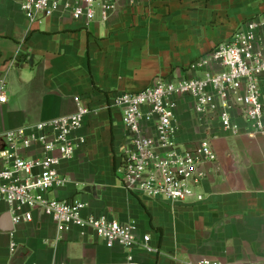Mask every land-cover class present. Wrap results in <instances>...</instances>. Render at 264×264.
<instances>
[{
    "label": "crops",
    "instance_id": "1",
    "mask_svg": "<svg viewBox=\"0 0 264 264\" xmlns=\"http://www.w3.org/2000/svg\"><path fill=\"white\" fill-rule=\"evenodd\" d=\"M23 0H0V133L75 111V97L90 109L76 136L85 143L58 166L67 182L49 198L84 204L83 215L105 214L133 224L156 249L108 248L90 228L59 229L34 211L32 220L0 229V264H183L211 258L222 264H264V134H239L198 118L180 99L181 142L208 137L216 155L203 165L200 201L171 203L139 197L116 172L126 135L121 111L111 104L156 77H189L190 62L228 39L243 23L264 16V0H119L106 21L85 25L55 14L30 22ZM264 88V82L261 83ZM15 247L11 248V244Z\"/></svg>",
    "mask_w": 264,
    "mask_h": 264
},
{
    "label": "built area",
    "instance_id": "2",
    "mask_svg": "<svg viewBox=\"0 0 264 264\" xmlns=\"http://www.w3.org/2000/svg\"><path fill=\"white\" fill-rule=\"evenodd\" d=\"M118 1L23 0L20 8L30 22L59 14L88 25L97 18L106 21ZM188 70L189 77H156L147 87L112 99L121 111L126 135L116 172L121 185L139 197L171 203L203 199L196 192L206 175L202 167L213 163L216 155L206 136L190 146L180 141L182 127L176 115L180 99H189L198 118L217 122L224 132L239 134V118L248 127L247 134H264V16L246 20L228 39L190 62ZM6 101V81L0 77V104ZM74 101L76 109L70 114L0 133V201L6 204L12 223L31 221L38 211L59 229L90 228L106 247L126 250L128 261L135 248L156 251L148 235L136 236L133 224L105 214L84 216L82 202L47 196L67 182L58 166L85 143L76 131L90 109L79 97ZM183 264L222 263L204 257L185 259Z\"/></svg>",
    "mask_w": 264,
    "mask_h": 264
},
{
    "label": "water",
    "instance_id": "3",
    "mask_svg": "<svg viewBox=\"0 0 264 264\" xmlns=\"http://www.w3.org/2000/svg\"><path fill=\"white\" fill-rule=\"evenodd\" d=\"M7 214H4L0 217V229L3 231H10L11 230V224L7 223Z\"/></svg>",
    "mask_w": 264,
    "mask_h": 264
}]
</instances>
